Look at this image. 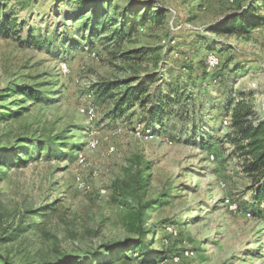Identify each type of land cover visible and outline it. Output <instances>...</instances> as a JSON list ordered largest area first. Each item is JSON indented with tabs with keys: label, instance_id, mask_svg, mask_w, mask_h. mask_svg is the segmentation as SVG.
<instances>
[{
	"label": "rangeland",
	"instance_id": "374dc122",
	"mask_svg": "<svg viewBox=\"0 0 264 264\" xmlns=\"http://www.w3.org/2000/svg\"><path fill=\"white\" fill-rule=\"evenodd\" d=\"M160 1L167 7L162 18L153 14L122 33L119 13L127 0H112L106 15L100 11L106 27L93 35L95 44L65 52L85 18L76 15L84 10L89 16L91 0H0L4 14L16 20L8 37L0 35V90L25 81L53 98L23 102L22 115L0 119V146L30 151L20 156L26 163L0 166V254L11 262L4 264H49L64 252L97 249L100 255H93L104 256L106 245L136 234L131 215L150 200H159L143 216L155 229L150 246L171 253L164 260L131 251L123 264H264V220L253 213L250 179L229 157L231 146L220 141L229 130L221 113L205 119L220 139L204 148L193 138L192 121L176 114L178 107L156 134L137 121L146 109L136 102L120 119L106 116L125 89L118 82L157 74L149 84L153 93L161 83L200 73L207 49L196 30L206 31L244 0ZM213 36L229 44L222 53L211 50L228 60L224 74L231 72L234 89L257 92L255 110L264 118V27ZM29 37L42 46L26 43ZM190 46L195 52L184 69L180 56ZM105 82L116 86L97 95ZM205 86L210 93L202 92L204 100L220 87ZM50 140L81 147L73 160L46 155L43 143ZM35 143L41 146L33 149Z\"/></svg>",
	"mask_w": 264,
	"mask_h": 264
},
{
	"label": "trees",
	"instance_id": "16d2710c",
	"mask_svg": "<svg viewBox=\"0 0 264 264\" xmlns=\"http://www.w3.org/2000/svg\"><path fill=\"white\" fill-rule=\"evenodd\" d=\"M111 2L112 0H91V3L87 4L90 7L87 10L90 15L85 16L86 11L84 10L76 15L78 19L85 18L78 27V38H67L65 52L74 51L77 48L92 47L95 44L93 35L100 33L101 28L102 30L105 29L103 15H106V8L111 5ZM122 5L123 8L119 13L122 19L119 29L122 33L136 28L138 22H144L153 14L154 18H162L163 13L167 11V7L160 0H142L138 3H135L134 0H127V3ZM237 7V9L230 11L231 13L220 22L209 25L206 31L196 30V39H203L201 44H204V48L207 49L206 52L219 47L221 50H218L222 53L229 45L225 40L215 38L213 35L249 33L254 29L264 27V0H244L239 2ZM3 8L4 5L0 4V35L8 37L16 27V20L10 18L9 15H5ZM100 11L103 15L100 14ZM153 11L155 12L153 13ZM120 31L118 33H121ZM115 32L116 30L113 33ZM106 38L110 39L109 36H106ZM38 41L33 37H29L26 43L29 45L36 43L42 46ZM191 45L195 47V50L199 49L195 42H191ZM190 47L189 54L182 52L180 56L181 67L184 69L187 68V64L195 52L192 50V46ZM92 49L90 48L89 52ZM206 52L204 58L200 59V61H203L204 67L200 73L198 72L199 74L193 72L186 74L182 83L179 82V79L161 83L153 93H150L149 84L158 81L157 74H149L140 80L130 79L118 82L117 85H123L125 89L120 95L115 96V105L106 113V116L113 120L120 119L124 112L136 102L146 109L144 117H140L137 121L143 124L145 132L156 134V132H162L165 129V123L174 112V107H178L176 114L181 120L192 121L194 125L192 129L193 138L199 137L197 143L204 148L211 145L210 143L213 140L220 139L212 136L214 130L210 128L212 124L210 120L205 121L213 112L218 111L223 115L229 128L223 136V140L220 141H225L231 146L229 157L237 159L242 172L250 179L249 189L253 191L256 203L253 213L264 220V118L259 116L255 110L257 92L250 88L234 89L235 81L231 78V72L224 74V71L228 68V60L222 59V54H218V57L221 58L218 66L208 71L205 66ZM132 81L138 82L131 85ZM212 82L220 85L219 90L209 99L204 100L201 94L203 91L207 94L210 93L208 92L210 88H206L205 85ZM202 84H204L203 87ZM113 86H116V84L105 82L101 88L96 90V94L105 95ZM43 89L38 84H30L25 81L10 82L4 89L0 90V119L22 115V111L26 109L22 105L23 102L38 103L52 100L51 94ZM16 95L18 98L15 97ZM146 104H151V106L145 108ZM206 132L207 135H205ZM43 145L47 149L46 155L54 153L56 157L62 155L72 160L76 156V149L81 147L79 143L75 142L63 141L56 143L52 140L44 142ZM40 146L41 144L35 143L33 149H38ZM23 147L15 153V150L0 146V166L8 167L11 163L17 165L26 163V160L20 158V156L29 155L30 151L26 152L25 147ZM12 155H15V158L19 160L12 162L14 157ZM158 201L150 200L139 205L136 212L132 213L130 220V228L136 234L128 237V239L106 245V255L96 256L100 255L96 253L99 249L93 253L73 254L64 252L59 254L57 260H52L49 264H95L98 259L106 261L103 264H123L131 259V256L128 255L131 251H136L140 255H157L167 260L171 249L156 250L151 248L150 245L154 240L150 237L151 234H155V229L144 225L143 216L145 211L153 208L154 205L159 203ZM164 222V220L160 221V223ZM149 233L150 236H148ZM176 233L171 232L169 235L175 237ZM165 242L169 243V239H166ZM95 253L96 255H93ZM9 259L8 256L0 254V261L3 264L4 262H10Z\"/></svg>",
	"mask_w": 264,
	"mask_h": 264
},
{
	"label": "built area",
	"instance_id": "2783aa9c",
	"mask_svg": "<svg viewBox=\"0 0 264 264\" xmlns=\"http://www.w3.org/2000/svg\"><path fill=\"white\" fill-rule=\"evenodd\" d=\"M218 64L217 55L210 53V57L205 60L206 68H210L212 65Z\"/></svg>",
	"mask_w": 264,
	"mask_h": 264
},
{
	"label": "bare ground",
	"instance_id": "6f19581e",
	"mask_svg": "<svg viewBox=\"0 0 264 264\" xmlns=\"http://www.w3.org/2000/svg\"><path fill=\"white\" fill-rule=\"evenodd\" d=\"M207 54H206V57H205V60H207L208 59V57H210V53H212V54H215V55H217V60H218V63H219V57H218V54L216 53V52H214V51H208V52H206ZM218 64H216V65H212L210 68H206L208 71L209 70H212V69H214L216 66H217ZM80 159V158H79ZM82 159V158H81Z\"/></svg>",
	"mask_w": 264,
	"mask_h": 264
}]
</instances>
